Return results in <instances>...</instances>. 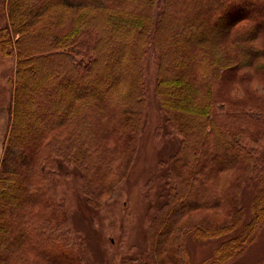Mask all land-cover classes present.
<instances>
[{"label":"trees","instance_id":"trees-1","mask_svg":"<svg viewBox=\"0 0 264 264\" xmlns=\"http://www.w3.org/2000/svg\"><path fill=\"white\" fill-rule=\"evenodd\" d=\"M3 3L0 52L14 54L15 69L0 158V264H87L58 201L60 170L79 169L94 208L126 177L146 121L148 48L155 97L179 138L148 232L155 260L190 264L186 233L236 229L206 264L242 254L264 220V93L235 97L229 86L264 85V0ZM65 10L76 13L60 31ZM257 177L244 222L239 195Z\"/></svg>","mask_w":264,"mask_h":264},{"label":"rangeland","instance_id":"rangeland-1","mask_svg":"<svg viewBox=\"0 0 264 264\" xmlns=\"http://www.w3.org/2000/svg\"><path fill=\"white\" fill-rule=\"evenodd\" d=\"M4 7L3 0H0V26L7 20ZM64 13V19L57 25L60 31L66 30L76 12L65 10ZM217 32L222 33L223 29H217ZM14 69V54L5 57L0 52V158L10 116ZM143 69L146 79V121L137 154L126 177L100 207L94 208L87 203L82 191L79 169L74 165H64L60 170L58 201L70 213L73 236L87 264H159L150 249L148 232L166 195L168 159L177 150L179 138L166 124L154 94L156 64L151 48L147 49ZM229 89L235 97H245L248 91L264 93V85L252 80L248 83L232 82ZM259 154L264 164V142L259 145ZM257 180L258 177L251 184L245 183L239 195L245 213L244 222L252 214L250 202L257 188ZM238 230L208 239L186 233L183 238L190 264L209 262L214 248ZM224 264H264V220L246 250Z\"/></svg>","mask_w":264,"mask_h":264}]
</instances>
